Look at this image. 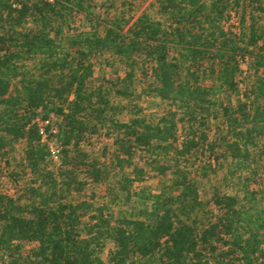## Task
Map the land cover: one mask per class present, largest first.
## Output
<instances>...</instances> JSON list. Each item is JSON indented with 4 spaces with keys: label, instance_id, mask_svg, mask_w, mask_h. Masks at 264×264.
I'll list each match as a JSON object with an SVG mask.
<instances>
[{
    "label": "trees",
    "instance_id": "1",
    "mask_svg": "<svg viewBox=\"0 0 264 264\" xmlns=\"http://www.w3.org/2000/svg\"><path fill=\"white\" fill-rule=\"evenodd\" d=\"M87 2L0 0V150L21 142L31 174L18 198L0 192V264H104L106 240L115 246L108 264H264V0H155L162 18L116 14L101 34L65 33L61 11L86 10ZM232 13L238 32L226 27ZM106 53L129 69L121 85L132 84L138 59L144 91L165 102L167 114L155 123L119 121L122 108L110 95L128 90L86 86ZM244 56L251 63L241 89ZM39 108L62 116L55 170L32 123ZM101 128L114 165L129 168L112 194L167 172L177 194L151 196L134 220L84 199L88 184L116 174L80 146ZM223 166L239 190L214 188L202 200L195 177ZM210 207L213 219H203ZM24 242L36 246L23 256Z\"/></svg>",
    "mask_w": 264,
    "mask_h": 264
},
{
    "label": "rangeland",
    "instance_id": "2",
    "mask_svg": "<svg viewBox=\"0 0 264 264\" xmlns=\"http://www.w3.org/2000/svg\"><path fill=\"white\" fill-rule=\"evenodd\" d=\"M88 4L90 5L86 10L69 13L65 10L61 11L64 17L60 18L59 21L65 22L63 24L65 33L76 34L79 32L88 33L95 31L101 34L105 23L116 14L125 17H136L141 13H148L153 19L162 18L158 12L155 0H90L89 3H86V5ZM24 26H31V22L29 21ZM226 27H230L233 31L238 32L240 25L233 13ZM137 63V66L132 70L135 75L132 79V84L125 82V80V83L122 85L117 84L116 82H120L119 80L125 77L129 69L122 60L110 53H106L104 57L102 56L96 61L93 73L87 81L86 86L89 91L94 90L98 86L111 89L113 84L114 88L125 87L129 92L126 96L110 95L111 102L122 108L116 114V118L119 121H129L136 116L145 118L150 123H155L161 116L167 114V111L171 108L152 92L144 91L147 90L149 80H145L140 76L141 63L138 59ZM250 63L251 59L247 56L240 59V68L243 72L240 76L241 89H243L247 81L246 79L249 78L250 71L248 67ZM52 113L55 112L50 111L49 108L42 109L40 112H35L33 119L36 115L43 117L45 114ZM177 133L179 136H182L180 130ZM80 146L87 152L89 160L92 163L102 164L103 166L114 165L112 156L110 157L109 155V152H112L114 148L112 139L106 135L105 130L102 128L97 129V132L95 131L92 134H86L85 138L80 142ZM22 147V143L18 142L0 150V192L13 198L19 197L21 189L27 186L31 179V174L26 172ZM58 163H60L59 160L51 162L50 168L55 170ZM120 170L128 172L129 168H118L114 165L112 172H115V175H111L107 182L88 184L84 194V199L91 201L94 206H104L105 213L114 219L134 220L140 215L141 210L151 208L153 202L151 196L163 192L169 193L172 196L177 194V189L171 185L172 175L170 172L158 177H153L152 173H148L143 180L132 184L129 193L118 191L112 194L111 187L114 186V181L120 177ZM225 171L226 166H223L215 173H209L205 178L195 177L202 200H207L214 188H218L222 193L229 194H234L239 190L238 185H233L231 181L224 180ZM214 214L215 212L212 207L209 209L205 208L204 212L199 213L203 219L208 218L209 220L213 219ZM35 246V243L24 242L20 244V251L23 256L29 255ZM114 248L115 246L112 241L106 240L104 242V245L98 252V256L104 264H108L110 252Z\"/></svg>",
    "mask_w": 264,
    "mask_h": 264
},
{
    "label": "built area",
    "instance_id": "3",
    "mask_svg": "<svg viewBox=\"0 0 264 264\" xmlns=\"http://www.w3.org/2000/svg\"><path fill=\"white\" fill-rule=\"evenodd\" d=\"M42 111L41 108L37 110ZM62 121V117L56 113L48 114L43 117L38 115L32 120V123L36 125L40 141L43 143L49 153V157L53 161L60 160L62 144L58 138L59 124Z\"/></svg>",
    "mask_w": 264,
    "mask_h": 264
}]
</instances>
